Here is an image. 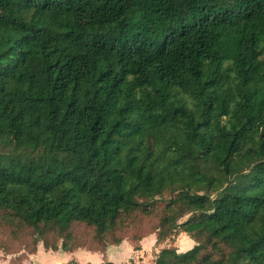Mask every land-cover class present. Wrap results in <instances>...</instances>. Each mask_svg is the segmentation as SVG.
Listing matches in <instances>:
<instances>
[{"label": "trees", "instance_id": "obj_1", "mask_svg": "<svg viewBox=\"0 0 264 264\" xmlns=\"http://www.w3.org/2000/svg\"><path fill=\"white\" fill-rule=\"evenodd\" d=\"M150 234L264 264V0H0V252Z\"/></svg>", "mask_w": 264, "mask_h": 264}, {"label": "crops", "instance_id": "obj_2", "mask_svg": "<svg viewBox=\"0 0 264 264\" xmlns=\"http://www.w3.org/2000/svg\"><path fill=\"white\" fill-rule=\"evenodd\" d=\"M179 236L180 234L176 238L175 246ZM155 240V235L150 234L137 243L139 249H134L133 243L125 239L117 245L107 246L103 254L85 249H77L72 252L61 249L46 250L39 243L35 253L28 255L23 264H103L106 261L112 264H151L154 253L162 247H156ZM184 240L186 241H182L179 250L176 246L177 252H185L193 246L189 240ZM10 258L11 256H5L0 252V264H9Z\"/></svg>", "mask_w": 264, "mask_h": 264}, {"label": "rangeland", "instance_id": "obj_3", "mask_svg": "<svg viewBox=\"0 0 264 264\" xmlns=\"http://www.w3.org/2000/svg\"><path fill=\"white\" fill-rule=\"evenodd\" d=\"M177 237H178V236H177ZM180 238H181V239H180ZM179 239H180V240H179ZM184 239L189 240V241L192 243V245H194V241H193V240H191L186 234L181 233L180 236H179V238L177 239V242H176V246L178 247V250H179V248H180V245L182 244V241H186V240H184ZM11 258H13V256H12Z\"/></svg>", "mask_w": 264, "mask_h": 264}, {"label": "built area", "instance_id": "obj_4", "mask_svg": "<svg viewBox=\"0 0 264 264\" xmlns=\"http://www.w3.org/2000/svg\"><path fill=\"white\" fill-rule=\"evenodd\" d=\"M68 264H74V263H68Z\"/></svg>", "mask_w": 264, "mask_h": 264}]
</instances>
